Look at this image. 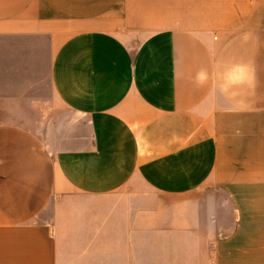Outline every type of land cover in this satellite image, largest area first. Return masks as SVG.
<instances>
[{"label":"crops","instance_id":"crops-1","mask_svg":"<svg viewBox=\"0 0 264 264\" xmlns=\"http://www.w3.org/2000/svg\"><path fill=\"white\" fill-rule=\"evenodd\" d=\"M207 185L264 264V0H0V264H150Z\"/></svg>","mask_w":264,"mask_h":264},{"label":"rangeland","instance_id":"rangeland-1","mask_svg":"<svg viewBox=\"0 0 264 264\" xmlns=\"http://www.w3.org/2000/svg\"><path fill=\"white\" fill-rule=\"evenodd\" d=\"M195 191V196H189L183 201V217L186 222L182 230H161L159 228L163 225H152L150 264H212V240L230 226L231 208H224V221L218 222L213 208L204 214L202 210L205 203L212 202L213 195L216 200L222 197L221 190L207 185Z\"/></svg>","mask_w":264,"mask_h":264}]
</instances>
